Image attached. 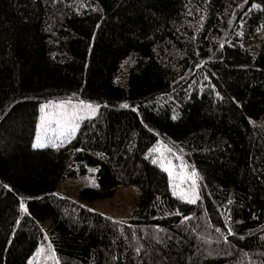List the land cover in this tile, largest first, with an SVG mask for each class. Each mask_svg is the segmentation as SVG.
<instances>
[{"label": "trees", "instance_id": "trees-1", "mask_svg": "<svg viewBox=\"0 0 264 264\" xmlns=\"http://www.w3.org/2000/svg\"><path fill=\"white\" fill-rule=\"evenodd\" d=\"M69 97L100 109L33 147L40 102ZM159 140L199 173L196 203ZM90 166L81 201L58 193ZM122 185L130 221L92 208ZM46 237L61 264H264V0H0V264Z\"/></svg>", "mask_w": 264, "mask_h": 264}, {"label": "rangeland", "instance_id": "rangeland-1", "mask_svg": "<svg viewBox=\"0 0 264 264\" xmlns=\"http://www.w3.org/2000/svg\"><path fill=\"white\" fill-rule=\"evenodd\" d=\"M81 102H83V104H81ZM61 104L64 105L63 108L60 107ZM84 104H92L94 108L97 105L99 107L93 115L90 109L84 107ZM45 105H48V107L45 108ZM99 109V103L84 99L69 97L43 100L39 105L33 145L36 142L38 133L43 135L45 143H47L48 140H52L61 146L69 142L77 133L81 122L86 118L95 116ZM45 113L48 114L51 124L41 128L40 120ZM69 117H71V122L77 123L79 127L75 130L74 134H69V132L65 131V134L60 136L61 125L64 124ZM53 129L55 131H53ZM47 147L53 146L49 144ZM156 149H158V151H156ZM149 155L167 172L170 189L173 194L187 202L194 198V194L198 196L196 201L200 199V175L197 170L184 159L179 151L173 149L163 140H159L151 149ZM88 168L89 171L86 175H79L66 179L59 187L58 193L81 201L79 197L80 190L83 187L94 186L96 184L97 169L93 166ZM193 171L197 174L194 178L191 177ZM193 179H195V184L192 182ZM139 192L140 190L134 186L122 185L112 197L95 201L91 206L93 209L113 219L128 222L133 217ZM181 193H183V196L180 195ZM29 264H61L49 238L46 237L40 241L36 250L29 258Z\"/></svg>", "mask_w": 264, "mask_h": 264}, {"label": "snow or ice", "instance_id": "snow-or-ice-1", "mask_svg": "<svg viewBox=\"0 0 264 264\" xmlns=\"http://www.w3.org/2000/svg\"><path fill=\"white\" fill-rule=\"evenodd\" d=\"M70 103V101H69ZM81 104H83V102H81ZM48 105H45V108H47ZM60 107H64L63 104L60 105ZM84 107L87 108V109H90L92 114L94 115L97 108L99 107L98 105L94 108L92 104H84ZM123 107H128L127 104L123 105ZM59 123V121H58ZM51 124V121L49 119V116L47 113H45L44 116L41 117V120H40V125H41V128H44L45 125H50ZM79 127V125L77 123H73L71 122V117L68 118L67 121H65L64 124L61 125V131H60V136H63L65 134V131L69 132V134H74L75 130ZM53 131H55L53 129ZM46 134V133H45ZM49 144H51V146L53 147H59L60 145L56 144L55 141H52V140H48L47 143L44 142V137L43 135L39 134L37 135L36 137V142L34 143L33 147L35 148H44V147H47ZM156 151H158V149H156ZM155 162V161H154ZM196 172L193 171L191 173V177L194 178L196 177ZM193 184H195V179L192 180ZM181 196H183V193L180 194ZM198 199V196H195L194 194V198L190 199L188 202L190 203H196V200ZM24 211H27L26 208H24Z\"/></svg>", "mask_w": 264, "mask_h": 264}]
</instances>
